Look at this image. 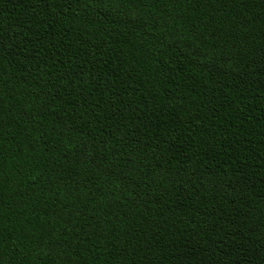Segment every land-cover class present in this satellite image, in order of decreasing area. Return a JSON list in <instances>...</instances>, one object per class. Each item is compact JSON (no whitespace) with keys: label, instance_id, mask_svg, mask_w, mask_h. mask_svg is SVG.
<instances>
[{"label":"trees","instance_id":"trees-1","mask_svg":"<svg viewBox=\"0 0 264 264\" xmlns=\"http://www.w3.org/2000/svg\"><path fill=\"white\" fill-rule=\"evenodd\" d=\"M0 264H264V0H0Z\"/></svg>","mask_w":264,"mask_h":264}]
</instances>
